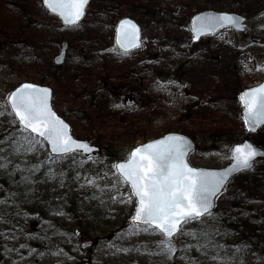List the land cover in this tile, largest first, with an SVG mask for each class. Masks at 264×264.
<instances>
[{
	"label": "rangeland",
	"instance_id": "obj_1",
	"mask_svg": "<svg viewBox=\"0 0 264 264\" xmlns=\"http://www.w3.org/2000/svg\"><path fill=\"white\" fill-rule=\"evenodd\" d=\"M208 8L245 14L247 28H225L194 42L190 19ZM123 15L137 19L143 31L142 46L130 53L114 42ZM64 41L66 58L56 65L54 56ZM188 54H193L194 75L184 64ZM198 69L203 76L199 84L194 77ZM263 79L264 0H90L85 17L73 26L62 24L42 0H0V132L17 122L7 102L10 91L33 81L53 88L52 105L75 136L100 146L79 161L84 167L77 184L65 188L68 196L55 198L54 216L65 219L64 233L60 229L65 238L57 245L47 237L52 231L45 219L48 209L38 220V211H28L12 196L0 200V264H264L257 254L264 251L251 250L254 243L240 234L235 242L217 241L224 223L219 209L203 221L184 224L170 239L169 252L162 243L169 239L132 222L136 198L129 185L117 180L114 167L137 144L171 131L194 140L189 156L194 165H225L233 143L248 135L264 146V124L247 133L239 98L244 88ZM127 94L135 97L134 105H126ZM105 95L114 96V104L103 102ZM142 97L150 99L148 110L142 109ZM125 121L134 122V131L123 127ZM37 139L33 152L49 154L44 140ZM8 141L0 137V149ZM78 154L70 155L79 160ZM258 171L264 173V157L231 183L252 180ZM227 197L225 193L217 206L227 204ZM250 205L229 212L228 221L246 217L264 225V214L254 215L260 203ZM211 236L214 242L205 241Z\"/></svg>",
	"mask_w": 264,
	"mask_h": 264
},
{
	"label": "snow or ice",
	"instance_id": "obj_2",
	"mask_svg": "<svg viewBox=\"0 0 264 264\" xmlns=\"http://www.w3.org/2000/svg\"><path fill=\"white\" fill-rule=\"evenodd\" d=\"M88 2L45 0L48 8L69 25L77 24L82 18ZM217 20L221 26L235 23L228 16ZM120 28L122 38L137 46L136 26L131 21H124ZM47 96V89L25 85L9 97L22 131L29 133L24 137L29 143L26 151H33L34 143H40L37 137L47 141L54 153H68L76 149L90 151L87 144L75 142L67 134V126L49 109ZM241 100L247 110V121L253 125L264 123V86L245 93ZM186 152L187 147L182 138L169 137L167 141L135 149L125 163L115 165L117 180L129 185L131 196L138 200L133 220L138 227L146 226L143 231L154 229L163 237L171 238L182 232L181 225L209 212L211 197L219 191L223 176L189 167L184 160ZM256 154L250 145L234 149L236 163L243 168L250 167V161ZM2 160L0 157V168L5 167ZM162 243L169 245V252L173 251L170 239Z\"/></svg>",
	"mask_w": 264,
	"mask_h": 264
},
{
	"label": "trees",
	"instance_id": "obj_3",
	"mask_svg": "<svg viewBox=\"0 0 264 264\" xmlns=\"http://www.w3.org/2000/svg\"><path fill=\"white\" fill-rule=\"evenodd\" d=\"M12 34L16 35L15 32ZM169 38L172 40L174 37L170 36ZM137 90L138 88L135 87V91H132L137 94ZM148 98H141L142 102L145 104L142 108L143 110H148L149 108V105L146 103L147 100H150ZM101 99L103 102H106L108 106L115 101L113 100L115 97L109 95L102 96ZM117 104L119 105V102ZM135 117L138 116H132L131 118ZM130 121H125L123 127L128 128L129 131H134V122ZM11 128L14 129L12 131L13 133H9ZM5 133L9 134L4 136ZM28 135L29 133L22 131V127L16 121L13 126L0 132V137L9 138L5 150L0 151V157L3 158L2 162L5 165V167L0 168V200L12 196V200L18 201L22 207H25L28 211H38V213H36V215H39L38 220L40 218H45V216L40 213L48 209L50 214L45 212L47 214L45 219L51 221L53 225L51 224L52 231L47 234V237H51L53 243H58L61 242V239L64 241L65 238V235H63L65 231L63 227L65 219L61 218L59 215L54 216L58 211L56 208L58 201H56L55 198L59 197L61 194L68 196L70 191H66L65 188H71L77 184L76 181L80 176L78 172L84 167L83 163L79 161L83 160L85 156L78 154L81 159L77 160L70 154L60 157H51L48 153H35L33 152L34 150L26 151L29 145H27L24 137ZM56 158L62 160V163L57 165ZM86 168L90 171L89 167ZM258 173L259 174L256 173L253 175L252 180H244L240 185L236 183H230L228 185V189L225 192L228 193V197L225 198L227 204H219L215 207V210L219 209L218 213L224 220L221 226V228H223V230H221L222 234L217 241L229 243V240H232L231 242H235L236 236L240 234L242 238L244 236L247 241L251 240L254 243L251 250L264 251V225L259 227L256 222H249L246 217L234 222L228 221L229 212L244 208L251 209V203H260V206L257 207V212L254 213L255 216L264 214V173L261 171H258ZM55 189L59 191L58 196ZM225 193H221L217 202L220 201ZM44 194L48 196L44 197ZM206 217L196 219L192 222L203 221ZM60 225H62V227ZM61 228H63V233L60 232ZM228 231H231L233 234V237L230 239L224 236L228 234ZM52 233H56L55 235L58 236L53 237ZM212 236H214V233ZM212 236L206 238L205 241L214 242ZM193 243L196 242L190 241V244ZM216 246L220 249L225 245ZM257 254L261 256L262 260L264 259V254H262V252Z\"/></svg>",
	"mask_w": 264,
	"mask_h": 264
},
{
	"label": "water",
	"instance_id": "obj_4",
	"mask_svg": "<svg viewBox=\"0 0 264 264\" xmlns=\"http://www.w3.org/2000/svg\"><path fill=\"white\" fill-rule=\"evenodd\" d=\"M89 2H90V0H89ZM89 2H88V4H89ZM43 3L48 8L47 4L45 3V0H43ZM88 4L86 5V7L84 9V15L82 16V18L77 23H79L84 18L85 14H86V9H87ZM48 10L51 11L49 8H48ZM53 14L57 15L64 25H69V24L65 23L64 19L61 16H59L56 13H53ZM225 16L231 17L233 19V21H235V23H232V24L225 23L224 26H221V24L217 20V18L225 17ZM245 20H246V16L243 15V14H240L238 12L227 11V10H216V9L209 8V9L202 10V11H200V12H198L195 15L192 16V18H191V28H192V32L194 34V38L198 39V38H200L201 36H203L205 34H215L219 30H221V29H223L225 27H233V28H235L237 30L242 31V30L245 29V27L247 25ZM124 21H131L132 24H134L136 26V28L138 29L137 40H136V45L137 46H133L129 41L124 40L122 38L120 26H121L122 22H124ZM114 40H115L116 45L122 51H125V52H129V51H132V50L140 47L141 44H142V28H141L140 23L135 18H133V17H131L129 15H126V16H123V17L119 18L117 23H116V25H115ZM122 44L124 45V47H121ZM67 48H68V43L67 42H63V44H62V46L60 48V51L54 56V63L56 65L62 64L64 62V60L66 58ZM25 85H32L36 89H47L48 90L47 104H48V107L51 110V112L54 113L55 117L58 118L60 121L63 122L64 125L67 126V129H66L67 134L72 138L73 141L78 142V143L87 144L89 149H90V151H88V152H85L82 149H76V150H74L72 152L79 151V152H82L84 155H88V154H91V153H93L95 151H99L100 150V146L95 144V143H93L91 140H89L87 138L76 137L72 133L71 124L61 114H59L58 111L52 105L53 88L50 85L37 83V82H33V81H22L18 85H16L10 91V93H9V95L7 97V102H8L9 107H10V109H11V111H12V113L14 115H15V113H14V111H13V109L11 107V104L9 102V97H11L12 95L18 93L19 90H21L23 88V86H25ZM262 86H264V80L262 82L258 83V84H255V85H252V86H249V87L243 89L240 92V94H239L240 101H241V103L243 105L244 124H245L246 130H247L248 133L255 132L263 123L253 125V124H251V123H249L247 121V119H246L247 110H246V108L244 106L243 101L241 100V97L245 93L249 92L250 90L258 89V88H260ZM125 102L128 105H132L134 103V98H132L131 96L127 95ZM15 117H16L18 123H19V117L16 116V115H15ZM169 137H179V138H182V140L185 142L186 147H187V152H186V155L184 156V160L188 164L189 167H191L193 169H196V170H199L201 172L213 173V174H217L219 176H223V184L220 186L219 191L214 196L211 197V206L209 208V212L205 213L201 217L209 214L214 209V206L216 204V197L225 189V187L228 185V183L231 181V179L236 174H238V173H240L242 171H245V170L252 169L253 166L255 165L256 160L258 158H260V157H264V147H262L261 145L257 144L249 136H246V137H244L243 140L235 142L232 145L231 150H230L231 159L226 165L221 166V167L195 166V165H192L191 162L189 161V154H190V152L192 150L195 149L194 140L190 136H188L187 134L181 133V132H176V131L167 132V133L163 134L162 136H159L157 138H153V139L147 140V141H145L143 143L137 144L136 146H134L132 148V150L130 152V155L137 148H141V147L147 146L149 144H157L160 141H167ZM41 139H43V138H41ZM45 143L47 144L48 150L51 153V155L60 156V155L67 154V153H54L51 150V145L47 141H45ZM245 145H250L252 150L257 153L252 158V160L250 161V167H247V168H243V167L238 166L237 163H236V160L234 158V149L237 148V147L243 148ZM72 152H68V153H72ZM130 155L128 157H126V158H121V159L116 160L114 166L117 165V164L125 163L129 159ZM137 205H138V200L136 198L135 209H134V212H133V215H132V221L133 222H134L133 217L135 216ZM201 217H199V218H201ZM181 228H182V225H181ZM177 234H175V235H177ZM173 237H171V238H173ZM171 238H168V239H171Z\"/></svg>",
	"mask_w": 264,
	"mask_h": 264
},
{
	"label": "flooded vegetation",
	"instance_id": "obj_5",
	"mask_svg": "<svg viewBox=\"0 0 264 264\" xmlns=\"http://www.w3.org/2000/svg\"><path fill=\"white\" fill-rule=\"evenodd\" d=\"M197 41H198V40H196V42H197ZM194 42H195V41H194ZM194 42H193V43H194ZM196 45H197V44H196ZM196 45H195V46H196ZM193 46H194L193 44L190 45V47H193ZM195 46H194V47H195ZM190 49H191V48H190ZM187 52H188V51H187ZM190 52H191V51H189V53H190ZM192 57H193V54H188L187 56H185V59H186V60H185V63H184V64H185V66H188V72L194 75V70H191V69H194V67H193L192 64H191V61H192V60L190 61V58L192 59ZM188 59H189V60H188ZM193 59H194V58H193ZM189 61H190V62H189ZM189 65H191V66H189ZM157 74H161V73L158 72ZM194 77H195V79L197 80L198 84L202 82L201 80H202L203 76H202V73H201L200 69L197 70V72H196V74H195Z\"/></svg>",
	"mask_w": 264,
	"mask_h": 264
}]
</instances>
